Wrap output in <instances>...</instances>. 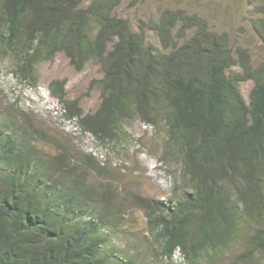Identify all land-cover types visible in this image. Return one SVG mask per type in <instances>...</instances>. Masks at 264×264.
Wrapping results in <instances>:
<instances>
[{
    "label": "trees",
    "instance_id": "trees-1",
    "mask_svg": "<svg viewBox=\"0 0 264 264\" xmlns=\"http://www.w3.org/2000/svg\"><path fill=\"white\" fill-rule=\"evenodd\" d=\"M84 2L0 0V53L32 87L57 52L78 71L96 63L93 112L66 98L65 80L49 82L62 115L112 146L128 144L136 119L162 129L160 160L177 165L173 193L118 186L105 161L61 140L43 150L45 131L17 108L0 117V264H140L111 243L131 204L146 220V249L166 259L178 251L191 264L220 263L242 240L237 260L264 264V60L253 64L226 30L183 9L148 22L158 47L115 13L121 0ZM249 21L264 44V0Z\"/></svg>",
    "mask_w": 264,
    "mask_h": 264
},
{
    "label": "rangeland",
    "instance_id": "rangeland-1",
    "mask_svg": "<svg viewBox=\"0 0 264 264\" xmlns=\"http://www.w3.org/2000/svg\"><path fill=\"white\" fill-rule=\"evenodd\" d=\"M90 0H85L84 4ZM263 0H121L115 13L129 20L133 30L144 29L149 43L159 47V40L148 27L150 20L156 21L165 9H183L188 14L204 17L212 30H226L234 45L249 49L253 64L264 60V44L254 33L249 18L253 7ZM39 81L36 87L15 77L8 61L0 53V117L6 114L19 115L17 108L25 110L28 116L45 137L37 136L38 147L45 151H55L54 141L61 140L73 147H80L91 152L96 158L106 162L108 170L117 181L118 186L131 187L141 193L166 200L173 193V174L177 165L161 161L164 148L165 132L134 120L128 124L131 139L125 147L102 143L89 134H82L73 120L62 115L61 104L50 94L48 84L53 79L65 80L66 98L79 99L84 112H93L100 103L98 90L89 89L94 78L101 77L99 66L89 61L78 71L69 64L62 52H57L51 60L39 64ZM252 87L250 80L241 83V91L248 98ZM24 121L25 117H22ZM93 178H97L95 175ZM176 194L178 190L175 191ZM123 229L113 233V248L134 257L140 264H191L184 260L177 251L173 259L162 257L159 251L146 249L142 234L146 230L143 213L131 204L124 221ZM245 246L240 240L226 252V259L220 263L210 264H245L238 261ZM255 256H258L255 253ZM263 261V260H262ZM202 264H209L203 262Z\"/></svg>",
    "mask_w": 264,
    "mask_h": 264
}]
</instances>
